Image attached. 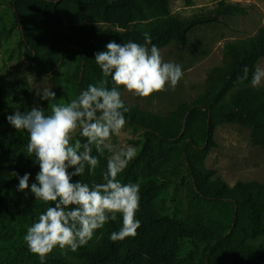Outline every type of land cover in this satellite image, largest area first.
<instances>
[{
  "label": "trees",
  "instance_id": "16d2710c",
  "mask_svg": "<svg viewBox=\"0 0 264 264\" xmlns=\"http://www.w3.org/2000/svg\"><path fill=\"white\" fill-rule=\"evenodd\" d=\"M11 6L31 68L37 74L56 72L71 49L81 53L76 73L78 94L103 78L94 59L97 52L106 50L109 42L144 44V33H148L159 50L172 44L186 47L190 34L198 27L218 24L222 17L242 11L220 2L212 15L182 20L171 14L170 0H11ZM149 14L159 15L160 21L145 24ZM104 24L109 27H103ZM40 25H46L47 29L42 30ZM262 58L264 28L252 40L227 43L221 65L208 73L205 91L190 102H182L167 114L129 107L130 112L125 114L127 124L144 130V140L135 159L119 178L123 183L141 180L137 212L141 227L134 238L113 242L110 234L119 231L122 218L110 221L98 245L84 246L74 252L81 259L79 264H144L139 261L143 253L139 246L141 235L153 241L170 237L179 246L187 244L184 256L192 259L198 251L197 264H264V245L253 243L264 236V182L241 181L231 189L224 182H211L209 173L197 166L216 147L215 129L220 125L249 129L253 144L264 150V87H250L251 73ZM245 67L249 69V78L240 83L238 78ZM112 86L109 78L108 87ZM39 103L48 114L47 101ZM27 109L28 104L7 105L0 88V199L16 213L13 219L16 225L24 228L49 206L36 201L30 188L27 193L17 190L20 177L30 173L31 185L39 171L33 157L26 155L28 133L17 132L7 120L15 111ZM167 145L176 161H182L184 171L169 170L172 164L165 154ZM93 155H97L95 150ZM107 158L106 151L99 157L100 165L94 176L86 168L84 175L74 177V181L103 182ZM168 170L191 178L195 200L208 206L231 208V222L213 217L190 219L180 215V211H169V200L163 196L168 186L165 181ZM173 202L174 208H178V203L174 199ZM4 223L0 219V227ZM2 233L0 230V236ZM20 240L16 238L8 245L0 241V249H14ZM52 255V264H71ZM147 255L150 261L146 264H174L158 259L155 252Z\"/></svg>",
  "mask_w": 264,
  "mask_h": 264
},
{
  "label": "clouds",
  "instance_id": "9594fccd",
  "mask_svg": "<svg viewBox=\"0 0 264 264\" xmlns=\"http://www.w3.org/2000/svg\"><path fill=\"white\" fill-rule=\"evenodd\" d=\"M144 41L109 42L94 59L103 78L67 103L56 102L52 87L36 91L41 100L49 102L48 114L43 108L32 107L7 116L17 132L28 133L26 155L34 157L39 166L35 182L30 185L31 174L25 173L19 178L17 190L27 193L30 188L36 201L49 205L27 227L23 237L40 264H46L57 249L67 255L68 251L87 246L98 230L118 217L122 218V226L111 232V241L138 235L140 185L123 183L119 178L135 159L136 148L115 147L112 143L113 137H119L125 128V114L130 112L120 90L149 99L169 88L175 90L183 77L182 67L166 62L148 33H144ZM248 78L249 69L245 67L238 80L243 83ZM251 85L264 86V67L257 65L252 71ZM106 151L111 155L103 182L74 181V177L84 175L86 168L94 176L99 157Z\"/></svg>",
  "mask_w": 264,
  "mask_h": 264
},
{
  "label": "rangeland",
  "instance_id": "374dc122",
  "mask_svg": "<svg viewBox=\"0 0 264 264\" xmlns=\"http://www.w3.org/2000/svg\"><path fill=\"white\" fill-rule=\"evenodd\" d=\"M220 2L238 7L242 11L233 16L222 17L218 24L198 27L190 34L186 47L172 44L160 49L166 62H174L182 67L183 77L176 89L169 88L149 99H140L122 90L126 106L138 107L155 114H167L182 102H190L205 91L209 71L221 65L225 45L230 42L252 40L264 28V0H170V11L182 20H190L214 14ZM160 19L157 14H149L144 23L152 24L159 22ZM103 27L109 25L104 24ZM40 28L46 30L47 26L40 25ZM80 62L81 53L77 49H71L64 55L62 64L56 72L47 75L37 74L31 68L29 54L22 43L11 0H0V88L7 105L28 104L27 110L32 107L41 108L39 103L41 99L36 91L43 87H52L56 93V102H69L78 95L76 73ZM258 65L264 67V58ZM46 104L49 105V102ZM143 140L144 130L126 123L120 136L113 137L112 143L115 147L133 146L138 153ZM215 141L216 147L197 163L200 170L209 173L211 182H224L231 189L241 181L264 182V150L253 144L249 129L231 124L220 125L215 129ZM168 146H165V154L172 164L169 170L179 168L180 171H184L182 161H176L174 153L167 150ZM109 155L111 153H108ZM33 162L35 163L34 157ZM169 170L165 179L168 186L163 195L169 200V211H180V215L190 219L213 217L231 222V208L224 209L222 205L208 206L204 201L195 200L191 178L171 174L172 171ZM132 183L140 185L141 180ZM173 199L178 203L176 209ZM2 218L5 223L0 227L3 231L0 241H5L8 245L16 238L21 240L15 244L14 249H0V264H40L38 257L30 253L23 240L27 228L16 225L13 220L16 219V213L6 207L0 199V219ZM104 231L105 227L98 230L87 247L94 248L98 245ZM253 243L264 245V236ZM139 246L143 250L139 255V261L144 264L150 261L148 252H155L158 259L168 260L174 264H197L200 256L198 251L194 252L192 259L184 256L188 245L179 246L170 237L153 241L148 236L141 235ZM52 254L62 257L71 264H79L81 261L71 251L63 255L57 249ZM52 254L47 258L46 264H52Z\"/></svg>",
  "mask_w": 264,
  "mask_h": 264
}]
</instances>
